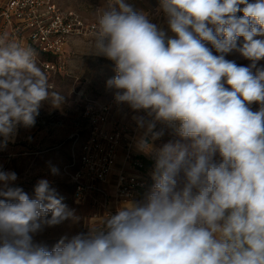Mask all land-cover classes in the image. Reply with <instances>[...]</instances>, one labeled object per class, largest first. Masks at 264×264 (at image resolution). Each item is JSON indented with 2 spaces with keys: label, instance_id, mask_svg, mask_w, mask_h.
I'll use <instances>...</instances> for the list:
<instances>
[{
  "label": "clouds",
  "instance_id": "1",
  "mask_svg": "<svg viewBox=\"0 0 264 264\" xmlns=\"http://www.w3.org/2000/svg\"><path fill=\"white\" fill-rule=\"evenodd\" d=\"M96 11L93 54L152 183L49 247L36 237L81 218L51 180L29 194L0 168V264H264V0H159L166 27L129 0ZM37 58L0 36V151L65 103Z\"/></svg>",
  "mask_w": 264,
  "mask_h": 264
},
{
  "label": "built area",
  "instance_id": "2",
  "mask_svg": "<svg viewBox=\"0 0 264 264\" xmlns=\"http://www.w3.org/2000/svg\"><path fill=\"white\" fill-rule=\"evenodd\" d=\"M96 29V23L87 24L76 12L62 10L55 0H0V36L6 33L8 40L36 49L37 63L46 71H60L66 64L62 55L69 42L95 36ZM117 113L112 99L87 106L81 115L87 126L78 125L70 137L71 158L62 168L73 203H93L98 209L95 218L101 220L121 200L141 199L152 183L148 174L153 161L136 151L135 126L118 120ZM40 118L37 125H45Z\"/></svg>",
  "mask_w": 264,
  "mask_h": 264
},
{
  "label": "rangeland",
  "instance_id": "3",
  "mask_svg": "<svg viewBox=\"0 0 264 264\" xmlns=\"http://www.w3.org/2000/svg\"><path fill=\"white\" fill-rule=\"evenodd\" d=\"M55 3L64 11L76 12L87 24H97L96 9L99 6L102 7L105 0H55ZM129 3L137 11L149 13L153 22L166 27L162 14L157 12L159 0H129ZM94 38L95 36L92 35L84 39L71 40L62 55L66 64L60 71H46L44 66L38 63L49 77L50 84L54 85L53 90L65 97V103L59 108L45 103L39 115L40 119L45 121V125L36 123L30 129L20 127L15 142H10L6 149L0 151V168L16 172L18 186L32 194L38 179L51 180L53 186L65 197L64 202L81 218L77 224L66 222L59 227L46 229L44 233L36 237L37 241L44 242L49 247L54 245L61 235L74 234L85 230L86 226L100 227L102 222L99 217L95 218L98 209L93 203L84 206L73 203L72 188L62 171L63 166L71 158L73 141L70 137L76 132L74 121L79 122L82 119V112L87 106L103 105L112 99L111 92L105 88V81L115 74L114 66L106 58L93 54L95 52ZM39 58L44 61V58L40 56ZM226 58L235 60L242 66H248L251 63L235 52ZM257 66H264V60L259 61ZM257 107L253 105L254 110ZM86 126L84 121L82 128ZM83 138H86V135ZM164 139L169 137L166 136ZM48 162L59 167L61 173L59 176L50 174Z\"/></svg>",
  "mask_w": 264,
  "mask_h": 264
},
{
  "label": "crops",
  "instance_id": "4",
  "mask_svg": "<svg viewBox=\"0 0 264 264\" xmlns=\"http://www.w3.org/2000/svg\"><path fill=\"white\" fill-rule=\"evenodd\" d=\"M117 118H118V120L125 121V122H130L131 121L130 118H124L123 114H120V113H117ZM78 125L83 126L84 122L81 119H80L79 122L78 121L77 122L74 121V127L77 128V127H79ZM74 127H73V123H72V128H74ZM165 140H167V139H165ZM150 185H151V183L149 184L148 188L150 187ZM148 188L146 189L144 194L147 192Z\"/></svg>",
  "mask_w": 264,
  "mask_h": 264
},
{
  "label": "trees",
  "instance_id": "5",
  "mask_svg": "<svg viewBox=\"0 0 264 264\" xmlns=\"http://www.w3.org/2000/svg\"><path fill=\"white\" fill-rule=\"evenodd\" d=\"M209 47H211V46L209 45ZM47 60H51V61H52L53 59H51V58H48ZM69 160H70V159H69ZM143 195H144V194H143ZM143 195L141 196V198L143 197Z\"/></svg>",
  "mask_w": 264,
  "mask_h": 264
}]
</instances>
